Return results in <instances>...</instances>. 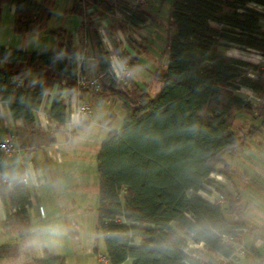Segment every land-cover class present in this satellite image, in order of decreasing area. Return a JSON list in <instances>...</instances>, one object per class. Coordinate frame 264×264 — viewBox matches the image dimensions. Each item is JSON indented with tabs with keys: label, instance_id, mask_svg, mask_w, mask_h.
I'll list each match as a JSON object with an SVG mask.
<instances>
[{
	"label": "trees",
	"instance_id": "1",
	"mask_svg": "<svg viewBox=\"0 0 264 264\" xmlns=\"http://www.w3.org/2000/svg\"><path fill=\"white\" fill-rule=\"evenodd\" d=\"M73 1L81 6L80 28L97 75L109 82L96 94L80 90L79 100L86 93L116 99L125 112L121 130L107 134L96 157L97 229L106 264H215L212 255L229 257L232 250L220 237L235 236L243 225L228 221L229 208L206 201L202 194H208L206 186L214 185L210 175L223 173L218 170L223 156L241 143L232 120L236 112L252 108L237 91L248 88L261 97L264 80L247 77L258 66L226 56L220 49L237 46L264 53V30L259 26L263 15L251 7L264 8V0H173L174 34L168 43L167 66L162 75H155L161 86L154 97L137 85L132 70L121 83L110 77V53L99 35L100 30L108 38L138 31L150 19L145 8L138 6L125 15L123 0ZM52 4L53 0H0V7L13 9L12 30L17 35L43 30ZM118 10L123 15L116 18ZM100 18L108 26H102ZM113 52L133 68V56L119 45ZM74 58L69 45L42 53L0 47V102L7 104L11 117L20 120L25 131L41 137L33 111L40 108L44 93L54 83L66 79L69 89L76 90ZM17 64L24 66L19 72ZM43 70L48 72L44 81L26 78L28 72ZM257 113L264 123V107ZM46 119L63 129L66 105L59 95L51 99ZM5 188L0 181L2 199ZM10 189L4 226L19 232L22 239L28 225L30 189L15 180ZM227 202L233 205L231 198ZM183 236L202 244L211 259L200 261L201 254L195 251L199 248L188 250ZM19 249V243L0 245V261L11 253L17 257ZM21 264L66 263L62 256L44 252L37 259L24 250Z\"/></svg>",
	"mask_w": 264,
	"mask_h": 264
},
{
	"label": "crops",
	"instance_id": "2",
	"mask_svg": "<svg viewBox=\"0 0 264 264\" xmlns=\"http://www.w3.org/2000/svg\"><path fill=\"white\" fill-rule=\"evenodd\" d=\"M254 9L263 15L260 19L259 26L264 30V8L254 6ZM68 12H74L73 6ZM9 14L11 15L10 21L6 25H0V47L2 48H11L30 53H42L46 50L55 51L59 45L65 50V46L69 45L74 49L75 56H77L79 54L81 37L87 41L80 27L67 34L62 30H59L58 33L52 32L51 36L48 38L44 33L45 28L41 31H33L23 35L14 34L12 30L14 19L12 8L9 9ZM108 23L109 22H107V24ZM103 37L109 40L107 36L103 35ZM119 46H121V44ZM125 46L127 52H129L128 43H125ZM108 48H110V46H108ZM110 50L113 49L110 48ZM221 50H223L222 53L226 56L249 62L255 66L261 64L256 52L244 50L237 46H229L220 49V51ZM23 67L22 64H17L15 66L18 72L21 71ZM46 77H48V72L45 70L26 73V78L28 80L44 81ZM134 80L136 82L135 70ZM79 94L80 93H77L76 90L71 91L69 89L66 79H62L60 83H54L50 91L44 93L40 108L33 111L36 128L41 134V137H36L25 131L22 122L11 117L7 104L5 102H0V140L7 135L12 136L14 148L21 151L18 155L14 153L9 156H3L0 153V173L10 181L16 180L18 176L24 173L28 174L30 181L29 189L30 192L32 191L30 206L27 208L28 221L30 219V211L32 209L36 210L37 204L42 206L38 189L45 188L48 183V175L51 170L53 171L55 168V166L51 165L50 169V160L54 161L56 159V162H61L63 157H68L67 153H70V151L72 153V143L77 142L81 134H86L89 126L94 125L102 128L104 130L103 134L106 136L110 131L118 133L122 128L121 125V128L117 131L111 129L115 115L112 112L113 110L110 109L107 112L103 111L104 114H107L109 117L108 120L102 124L98 123L97 117L94 118L91 115V117L86 119L81 125L73 127L69 131L61 128L55 130L53 124L47 122L46 119V112L49 108L51 99L59 95L64 103L69 104L72 108L75 107L77 101L80 99ZM261 97H264V82L263 94ZM82 100L87 101L90 105L96 103L98 108L102 106L101 104L103 102L102 98L96 97L90 93H86ZM104 101H106V103L113 102L115 108L118 107L122 109L121 102L116 99H112V101L111 99H106ZM231 127L232 130L239 135L241 143L223 156V166H225V169H223L222 165L218 166V170L221 172L223 170V173H215L210 176V178L214 180L213 182L216 183V186H206L208 194H202V196L209 202L215 198L214 196L216 193L223 195L225 200L231 198L232 206L229 207L228 202L224 204L225 209L229 208L228 212L225 213V217L230 222L241 223L243 225L242 229H244V232L240 235V239L246 249L245 257L237 264H264V123L258 115L254 114L252 108L251 111L242 110L236 112ZM61 135L66 137H62ZM95 138L96 137H94V139ZM78 148L79 147H76L75 151ZM50 150H55L56 155ZM77 151H79V149ZM96 151L95 164L99 149H96ZM78 154L75 157L82 159V156H78ZM83 154V151H81L80 155ZM85 155L86 153L84 156ZM215 176H217V178H215ZM217 186H219L220 190H217ZM43 191L45 192V190ZM10 192V186L6 185L3 194L4 199L0 197V245H15L19 243V254L21 255L16 257V262H14V264L22 263L24 259V250H29L37 259H40L44 252L60 256L56 254V245L60 242H56V237L57 239L59 238L62 227L58 229L50 227L46 230L45 242L42 241V239L40 241L35 236L30 235L27 231V227L23 229L22 239L18 238L19 232L6 229L4 221L9 213V207L7 206L9 204L8 199ZM57 194L56 192L55 196H57ZM45 197H47L46 194ZM50 203L45 201V218L41 219L39 217L41 221L46 220L47 217L50 219L53 217L54 209L51 207ZM82 205L86 206L87 202H83ZM67 209V211H62V214L67 215L71 213L70 207ZM188 246L189 248H194L191 247L190 244H188ZM215 256L216 255H212L211 257L215 258ZM5 261L6 260L0 261V264H9L5 263ZM127 264H131V262L128 261Z\"/></svg>",
	"mask_w": 264,
	"mask_h": 264
},
{
	"label": "rangeland",
	"instance_id": "3",
	"mask_svg": "<svg viewBox=\"0 0 264 264\" xmlns=\"http://www.w3.org/2000/svg\"><path fill=\"white\" fill-rule=\"evenodd\" d=\"M40 1L36 0V2ZM123 1L127 2L128 0ZM172 4L173 0H146L144 8L150 15V19L145 26L135 32L113 34L112 37H109V40L102 37L104 39V42L102 41L103 47L106 51L120 45L122 40L127 39L126 43L129 41L128 49L130 50L126 52L134 57L133 68L130 70H132L133 74L135 70L137 85L142 90L147 91L152 97L159 92L161 86L159 79L155 75H162L168 63V43L170 37L174 34V27L170 18ZM72 6L77 11L69 13L68 10ZM251 7L254 8V6ZM80 8L81 6L76 1L53 0L50 8L51 16L45 25L44 33L47 38L51 36L52 32L58 33L59 30H62L67 34L72 30L78 29L82 22ZM10 18L9 8L2 5L0 7V25H6ZM106 21L103 18L99 19L100 24L104 25V27L108 25ZM82 52L85 56L84 65L82 64L84 70L81 69L82 74L87 78L98 77L101 88L107 87L109 85L108 80L97 75L89 44L81 37L79 53ZM122 60L129 65V61ZM104 100L99 108L96 103L91 104L92 116L94 118L97 117L98 123L102 124L109 117L103 111L113 110L115 117L111 129L117 131L123 124L125 112L121 108H115L113 102L106 103ZM103 133L104 130L102 128L94 125L89 126L87 133L81 134L77 142L72 143V153L71 151L67 153L68 157H63L61 162H56V159L54 161L50 160V169L51 165L55 166L56 169L51 170L48 175V183L45 188H39L38 191L44 210L46 208L45 201L51 202V207L54 209L53 217L51 219L47 217L46 220L41 221L37 209L30 211L27 231L40 241L42 239L45 242L46 230L50 227L55 229L62 227L59 238L57 239L56 237V242L60 241L56 245V254L63 256L66 264H106L104 243L102 235L97 229L96 214L99 178L96 172L95 152H97L96 149H99L106 137ZM94 137L96 138L94 139ZM76 147H79V151H77L78 149L75 151ZM50 151L56 155L55 150ZM81 151L84 154L86 153V155H80ZM77 154L82 156V159L76 158ZM209 181L213 182L214 180L210 178ZM214 185L216 186L215 182ZM217 190H220L219 186H217ZM56 192L58 193L57 196H55ZM30 193L32 195V191ZM45 194L47 197H45ZM219 194L216 193L214 197ZM83 202H87V205H82ZM68 207H70L71 213L62 214V211H67ZM183 237L187 245L190 244L193 247L190 238L187 236ZM187 249L191 248L187 247ZM195 251H199L201 254L198 258L200 261L207 262L209 259H213V257L210 258L206 255L205 252H200L199 249ZM14 262H16V256L11 253L10 258L6 259L5 263L14 264Z\"/></svg>",
	"mask_w": 264,
	"mask_h": 264
},
{
	"label": "built area",
	"instance_id": "4",
	"mask_svg": "<svg viewBox=\"0 0 264 264\" xmlns=\"http://www.w3.org/2000/svg\"><path fill=\"white\" fill-rule=\"evenodd\" d=\"M126 3L127 5L124 9L125 15L135 10L136 7L138 6L144 7L146 5V0H128ZM114 14L117 18L123 15V13L119 12V10L114 12ZM99 35H100L101 40L104 42V39L102 38L104 34L102 33V31L100 32ZM126 40L127 39H125L124 41L123 40L121 41L122 42L120 46L121 51H127L126 46H125ZM108 52L110 53L109 61H108V64H109L108 73L111 78L121 83L124 81L125 78L129 77L130 67L129 65L124 63L122 60L123 58L115 54L113 50L108 49ZM257 54H258L261 64L258 66L257 70L255 71L250 70L247 72V77L251 78L254 81H256L257 79L264 80V53H257ZM68 60L70 61L71 59L68 58ZM84 60H85V56L83 52L79 53L74 58V61L76 62L75 64L76 91L77 93H79L80 90H87V91H90L91 93H95V94L99 93L101 91V85L99 83L98 77L97 78H87L81 72L82 64ZM115 61H120L123 64V70L120 72L119 76L116 74V71L113 68V63ZM99 77H102V76H99ZM237 93L242 97V99L245 102L249 103L252 106L254 114L258 115L257 110L264 107V97L258 96L254 91L248 88H240L237 91ZM65 105H66V119L63 125V129L67 131L71 130L73 127L81 125L86 119H88L92 115L91 105L87 101L78 100L75 107H72V108L67 103ZM52 124L55 130L60 129L59 126H57L55 123H52ZM12 142H13V137L10 135H7L3 137L2 140H0V153L3 156H9L14 153L18 155L21 153L19 149L14 148ZM25 174L26 173L18 176L15 182L21 186L29 188L30 187L29 177L25 179ZM210 176H212V174ZM215 178H217V176H215ZM0 181L7 186H10L12 183V181L7 179L1 173H0ZM210 202L213 204L222 206L225 204V198L223 195L219 194L214 199L210 200ZM11 212H14V210H11ZM37 212L41 219L45 218L44 209L40 204H37ZM235 231L237 232L235 236H231V237L221 236L220 237L222 244L228 246L232 250V252L229 257H222L219 255L215 256L214 258L215 264H237L242 258L245 257L246 249L240 239V235L244 232V229L235 230ZM193 247L197 249L198 247H200L199 249L201 251L203 252L205 251L202 244H198V245L193 244ZM193 256L195 255L193 254Z\"/></svg>",
	"mask_w": 264,
	"mask_h": 264
},
{
	"label": "clouds",
	"instance_id": "5",
	"mask_svg": "<svg viewBox=\"0 0 264 264\" xmlns=\"http://www.w3.org/2000/svg\"><path fill=\"white\" fill-rule=\"evenodd\" d=\"M113 68H114V70L116 71V74L119 76L120 75V72L123 70V64H122V62H120V61H115L114 63H113ZM28 178V174L26 173L25 174V179H27ZM55 234V233H54Z\"/></svg>",
	"mask_w": 264,
	"mask_h": 264
}]
</instances>
